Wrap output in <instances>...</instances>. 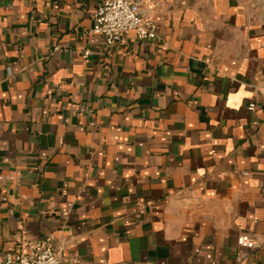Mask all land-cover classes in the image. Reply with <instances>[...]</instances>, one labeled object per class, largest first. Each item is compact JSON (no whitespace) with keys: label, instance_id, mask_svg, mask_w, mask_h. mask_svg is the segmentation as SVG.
Returning <instances> with one entry per match:
<instances>
[{"label":"crops","instance_id":"0c3cea01","mask_svg":"<svg viewBox=\"0 0 264 264\" xmlns=\"http://www.w3.org/2000/svg\"><path fill=\"white\" fill-rule=\"evenodd\" d=\"M101 1L0 0V260L264 264V0H163L111 46Z\"/></svg>","mask_w":264,"mask_h":264},{"label":"built area","instance_id":"2783aa9c","mask_svg":"<svg viewBox=\"0 0 264 264\" xmlns=\"http://www.w3.org/2000/svg\"><path fill=\"white\" fill-rule=\"evenodd\" d=\"M163 0H102L93 14V27L90 33L104 37L108 46L123 42L124 37L134 33L139 39H155L157 23L154 17L143 13L145 7H156ZM89 53V51H88ZM251 103L249 109L253 110ZM49 238L37 242L27 253H17L0 264H59L61 257L49 243ZM237 242L243 247L252 248L257 241L249 233H241Z\"/></svg>","mask_w":264,"mask_h":264}]
</instances>
